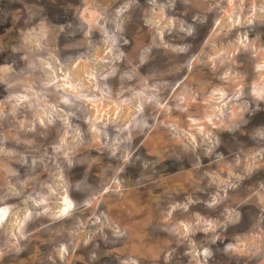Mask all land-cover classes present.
<instances>
[{"label":"clouds","instance_id":"clouds-1","mask_svg":"<svg viewBox=\"0 0 264 264\" xmlns=\"http://www.w3.org/2000/svg\"><path fill=\"white\" fill-rule=\"evenodd\" d=\"M0 264H264V0H0Z\"/></svg>","mask_w":264,"mask_h":264}]
</instances>
